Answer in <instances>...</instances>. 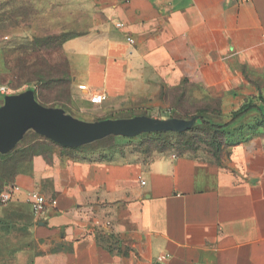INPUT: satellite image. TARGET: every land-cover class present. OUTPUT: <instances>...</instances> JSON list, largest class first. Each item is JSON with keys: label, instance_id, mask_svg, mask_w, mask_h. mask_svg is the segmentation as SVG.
<instances>
[{"label": "crops", "instance_id": "obj_1", "mask_svg": "<svg viewBox=\"0 0 264 264\" xmlns=\"http://www.w3.org/2000/svg\"><path fill=\"white\" fill-rule=\"evenodd\" d=\"M93 4L62 45L65 72L0 92V192L22 189L0 207V264H264V0ZM251 101L220 161L78 150L150 131V115L156 130L162 107L187 129ZM27 191L57 205L37 219Z\"/></svg>", "mask_w": 264, "mask_h": 264}, {"label": "rangeland", "instance_id": "obj_2", "mask_svg": "<svg viewBox=\"0 0 264 264\" xmlns=\"http://www.w3.org/2000/svg\"><path fill=\"white\" fill-rule=\"evenodd\" d=\"M93 2L82 0L79 14L73 0H0V82L16 89L65 72L62 45L76 34L69 30H88ZM160 113L161 120H155L157 129L152 130L154 120L150 115L146 121L151 130L137 135L138 140L134 136L118 145L108 138L83 147L82 154L91 160L102 159L105 148H116L115 159L136 158L144 164L168 152L192 153L218 161L226 156L227 149L218 147L221 134L194 121L190 128L175 129L171 120L176 114L166 107Z\"/></svg>", "mask_w": 264, "mask_h": 264}, {"label": "built area", "instance_id": "obj_3", "mask_svg": "<svg viewBox=\"0 0 264 264\" xmlns=\"http://www.w3.org/2000/svg\"><path fill=\"white\" fill-rule=\"evenodd\" d=\"M117 27L123 28L124 25L122 23H118ZM128 41L131 44L134 43L131 37L128 38ZM0 92L5 95H10L12 91L7 85L0 83ZM105 99L106 97L104 95L98 94L92 98V102L94 104L100 105L105 101ZM142 184L145 185V182L143 181ZM21 190V187L16 184H10L6 186L0 192V207L9 204L13 200L14 196L21 192ZM25 202L31 207L33 215L37 219L42 218L50 208L57 205L56 200L48 199L44 194L38 191H27ZM158 261L160 263H165L168 261V256L162 255L158 258Z\"/></svg>", "mask_w": 264, "mask_h": 264}, {"label": "trees", "instance_id": "obj_4", "mask_svg": "<svg viewBox=\"0 0 264 264\" xmlns=\"http://www.w3.org/2000/svg\"><path fill=\"white\" fill-rule=\"evenodd\" d=\"M253 103V101L250 102V105L245 106L244 108H242L240 111H238L237 113L231 115L229 118L231 119V122L226 124V125H217V124H213L210 117H203L202 120L199 122L200 127L203 126V128H208L210 131H213L216 134H221V141L218 144V147L224 148L223 146L224 144V140L225 137H228V139L230 140L233 137V132L229 131V127L234 124L235 122H237L240 118H242L245 114H247L249 111H251L252 109L255 108V106L251 105ZM262 103H264V101L262 100ZM263 114V113H262ZM262 122L264 123V114L263 117L261 118ZM198 128V127H197ZM227 141V140H226ZM82 149V148H81ZM78 149V150H81ZM226 149V148H224ZM66 154H69L70 152H65Z\"/></svg>", "mask_w": 264, "mask_h": 264}]
</instances>
